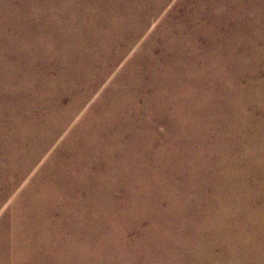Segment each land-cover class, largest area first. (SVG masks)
Segmentation results:
<instances>
[{
  "label": "bare ground",
  "instance_id": "6f19581e",
  "mask_svg": "<svg viewBox=\"0 0 264 264\" xmlns=\"http://www.w3.org/2000/svg\"><path fill=\"white\" fill-rule=\"evenodd\" d=\"M0 264H264V0H0Z\"/></svg>",
  "mask_w": 264,
  "mask_h": 264
},
{
  "label": "rangeland",
  "instance_id": "374dc122",
  "mask_svg": "<svg viewBox=\"0 0 264 264\" xmlns=\"http://www.w3.org/2000/svg\"><path fill=\"white\" fill-rule=\"evenodd\" d=\"M7 209L9 208V206L6 207Z\"/></svg>",
  "mask_w": 264,
  "mask_h": 264
}]
</instances>
